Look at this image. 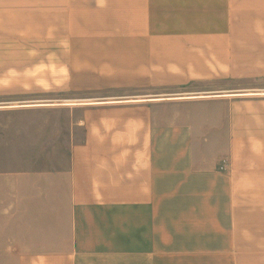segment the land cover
I'll list each match as a JSON object with an SVG mask.
<instances>
[{"label": "crops", "instance_id": "crops-1", "mask_svg": "<svg viewBox=\"0 0 264 264\" xmlns=\"http://www.w3.org/2000/svg\"><path fill=\"white\" fill-rule=\"evenodd\" d=\"M0 47V264H264V0H0Z\"/></svg>", "mask_w": 264, "mask_h": 264}, {"label": "rangeland", "instance_id": "rangeland-1", "mask_svg": "<svg viewBox=\"0 0 264 264\" xmlns=\"http://www.w3.org/2000/svg\"><path fill=\"white\" fill-rule=\"evenodd\" d=\"M0 49H4V47H0ZM11 64V63H8ZM7 65V63L5 62H1L0 66H2L3 68H5V66ZM4 80V79H3ZM4 100H0V102H3ZM69 102H74V103H78V102H85V101H80V100H73V101H69Z\"/></svg>", "mask_w": 264, "mask_h": 264}]
</instances>
